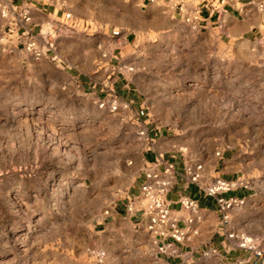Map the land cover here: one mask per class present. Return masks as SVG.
I'll use <instances>...</instances> for the list:
<instances>
[{"label": "rangeland", "instance_id": "1", "mask_svg": "<svg viewBox=\"0 0 264 264\" xmlns=\"http://www.w3.org/2000/svg\"><path fill=\"white\" fill-rule=\"evenodd\" d=\"M139 22L118 88L130 80L135 102L193 157L236 151L257 187L247 226L264 228L262 45L223 43L178 21L157 31ZM43 37L36 56L0 31V264H151L147 236L102 225L138 175L142 122L111 78L101 95L83 86L81 74L99 67L98 32L63 19Z\"/></svg>", "mask_w": 264, "mask_h": 264}, {"label": "crops", "instance_id": "2", "mask_svg": "<svg viewBox=\"0 0 264 264\" xmlns=\"http://www.w3.org/2000/svg\"><path fill=\"white\" fill-rule=\"evenodd\" d=\"M183 2L185 12H180L178 6L170 0H76L71 3L62 0H0V31L6 32L9 43L16 45L24 43L31 35L39 44V41H43L44 33L58 32L59 22L63 19L74 27L81 26L84 30L99 33V67L93 77L81 74L83 86H90L94 93L101 95L102 82L111 78V87L135 109L144 132L138 175L126 191L117 195L104 210L103 228L107 224L121 222L136 233L147 236L152 250L156 241L161 243L155 233L147 230L148 220L139 212L128 213L125 204L130 197L139 193L146 170L163 171L167 164H171L173 181L165 197L170 215L176 219L177 227L184 229L185 237L182 242L174 243L173 255L153 251L151 264H264V254L257 256L248 250L232 247L227 239L229 233L249 234L260 240V247L264 251V228L247 226V222L253 221L247 217V208L254 206L250 203L257 197V187L243 172L245 168L240 158H237L238 153L232 149H222L209 159L193 157L164 124L153 119L146 107L135 102L136 93L130 80L125 82L122 89L118 88L122 76L119 67L121 53L137 41L139 16H142L145 24L154 26L149 27V31L164 29L163 25L169 27L177 21L183 22L196 30L214 34L223 43L257 42L262 45L264 56V0ZM23 10H27L30 15V21L24 26L21 20ZM102 47L107 54L104 59ZM197 165L200 166L199 179L198 183H193L186 179L185 170L187 166ZM237 178L246 179L248 187H238L215 196L205 191L216 179ZM180 196L197 203V216L192 217L181 208L178 202ZM220 198L242 202L232 207L227 212V218L223 219L217 201ZM189 218H192L191 224L187 222Z\"/></svg>", "mask_w": 264, "mask_h": 264}, {"label": "built area", "instance_id": "3", "mask_svg": "<svg viewBox=\"0 0 264 264\" xmlns=\"http://www.w3.org/2000/svg\"><path fill=\"white\" fill-rule=\"evenodd\" d=\"M178 6L180 12H185L183 0H170ZM197 13V12H195ZM194 13V14H195ZM22 25H26L30 21V15L27 10L21 12ZM186 20H189L187 18ZM27 50H31L36 56H39L38 43L33 35L23 43ZM114 104L115 101H112ZM115 109V107H114ZM140 135L143 137L144 132L141 130ZM200 166H187L185 177L188 181L198 183ZM173 169L171 164H167L163 171L148 169L145 172L144 178L139 187V193L136 196L130 197L125 208L128 213L139 212L147 220V230L155 233L161 240L155 242L154 252L158 254H175L173 248L174 243L182 242L185 237L184 229L177 227L176 219L171 217L170 208L166 199V193L172 186ZM249 183L244 178L234 180L216 179L212 184L205 188L209 195L215 196L217 193L227 192L232 189L248 187ZM220 209L223 213V219L227 218V212L236 204L242 201L235 199L224 200L217 199ZM178 202L182 209L188 211L192 217L198 215L197 203L185 196H180ZM188 224H191L192 218L188 219ZM227 239L230 240L229 245L239 249H244L252 252L257 256H263L264 251L260 247V240L256 237L245 233H229ZM167 240V242H165Z\"/></svg>", "mask_w": 264, "mask_h": 264}]
</instances>
